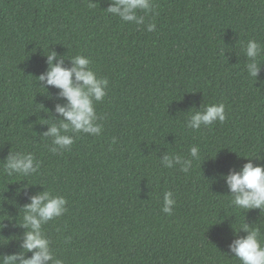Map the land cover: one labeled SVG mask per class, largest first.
Here are the masks:
<instances>
[{
  "label": "trees",
  "instance_id": "16d2710c",
  "mask_svg": "<svg viewBox=\"0 0 264 264\" xmlns=\"http://www.w3.org/2000/svg\"><path fill=\"white\" fill-rule=\"evenodd\" d=\"M111 3L0 0V256L23 250L24 206L49 191L67 201L43 225L64 264H240L229 245L246 233L234 227L260 226L264 242V212L232 206L225 178L264 157V67L255 83L243 51L249 40L264 48V0H153L142 25L107 13ZM50 52L64 67L81 54L108 80L95 104L101 134L69 132L73 145L56 153L44 134L67 100L38 79ZM219 103L225 122L185 126ZM191 146L201 159L189 172L160 164ZM10 150L32 153L38 172L2 174Z\"/></svg>",
  "mask_w": 264,
  "mask_h": 264
},
{
  "label": "clouds",
  "instance_id": "9594fccd",
  "mask_svg": "<svg viewBox=\"0 0 264 264\" xmlns=\"http://www.w3.org/2000/svg\"><path fill=\"white\" fill-rule=\"evenodd\" d=\"M90 7L93 6L91 3ZM143 10L146 14L153 10V0H112L106 9L107 13L120 18L123 22L144 24V17L138 15ZM155 23H148L146 30L155 29ZM244 55L247 57L245 69L247 75L257 82L260 70L264 65L259 62V57L264 54V48L256 40H249L243 46ZM57 54L47 53L48 70L38 79L46 81L47 85L60 89L59 95L67 100V104L56 106V112L63 117L58 123H53L44 135L52 137L51 151L56 153L69 148L74 143V137L68 133H84L99 136L102 125L98 123L96 102H102L106 96L108 80L99 79L90 67L89 58L76 54L71 56V67H64L63 61L53 63ZM254 83V84H255ZM264 83V82H262ZM226 120L225 106L223 103L209 104L202 110L195 111L186 121V127L191 130H199L201 127H209L216 122L223 123ZM47 123V121H42ZM115 143V139L113 140ZM243 157V156H241ZM246 158V157H243ZM200 149L191 146L188 156L171 154L165 156L162 163L164 168L172 169L179 165L182 172H189L195 161H200ZM247 163L240 171L231 172L225 179L231 192L230 203L235 208L248 211L259 209L264 212V164L254 165L253 159H264L256 156L246 158ZM3 173L8 176L27 177L31 173H37L40 162L30 152H17L10 150L6 162L2 163ZM67 201L63 196L53 195L49 191L33 195L30 203L24 206L25 211L22 226L28 229L24 234L22 251L19 253L0 256V264H64V261L56 258L51 247V242L44 234L43 225L48 221L62 216L66 211ZM176 204L172 191L163 194L162 212L173 214ZM237 233L243 231L245 236H238L229 245V251L234 254L240 264H264V242L260 239V226H250L242 223L239 228L234 227ZM31 252V257L26 253Z\"/></svg>",
  "mask_w": 264,
  "mask_h": 264
}]
</instances>
